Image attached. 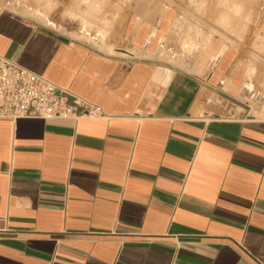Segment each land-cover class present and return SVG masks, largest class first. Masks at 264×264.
I'll list each match as a JSON object with an SVG mask.
<instances>
[{
  "label": "crops",
  "instance_id": "crops-1",
  "mask_svg": "<svg viewBox=\"0 0 264 264\" xmlns=\"http://www.w3.org/2000/svg\"><path fill=\"white\" fill-rule=\"evenodd\" d=\"M36 6L0 0V54L106 116L0 117V264H264V120L222 58L103 50Z\"/></svg>",
  "mask_w": 264,
  "mask_h": 264
},
{
  "label": "rangeland",
  "instance_id": "rangeland-1",
  "mask_svg": "<svg viewBox=\"0 0 264 264\" xmlns=\"http://www.w3.org/2000/svg\"><path fill=\"white\" fill-rule=\"evenodd\" d=\"M32 1L41 19L103 50L141 51L196 72L222 58L211 69L222 87L250 118L264 120V0ZM141 4L147 11L139 12Z\"/></svg>",
  "mask_w": 264,
  "mask_h": 264
},
{
  "label": "built area",
  "instance_id": "built-area-1",
  "mask_svg": "<svg viewBox=\"0 0 264 264\" xmlns=\"http://www.w3.org/2000/svg\"><path fill=\"white\" fill-rule=\"evenodd\" d=\"M105 111L47 77L0 54V117L102 118Z\"/></svg>",
  "mask_w": 264,
  "mask_h": 264
}]
</instances>
